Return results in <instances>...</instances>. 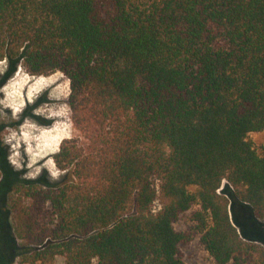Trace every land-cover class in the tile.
<instances>
[{
    "label": "trees",
    "instance_id": "1",
    "mask_svg": "<svg viewBox=\"0 0 264 264\" xmlns=\"http://www.w3.org/2000/svg\"><path fill=\"white\" fill-rule=\"evenodd\" d=\"M2 60L62 73L79 133L59 183L11 188L21 264H186L196 237L214 264H264L229 212L264 221V0H0Z\"/></svg>",
    "mask_w": 264,
    "mask_h": 264
},
{
    "label": "rangeland",
    "instance_id": "2",
    "mask_svg": "<svg viewBox=\"0 0 264 264\" xmlns=\"http://www.w3.org/2000/svg\"><path fill=\"white\" fill-rule=\"evenodd\" d=\"M9 69L7 61H0V150L5 154L8 168V171H2L0 178V264H21V256L33 248L23 245L14 235L8 212L11 188L28 182H38L42 186L59 183L64 172L56 169L52 156L61 141L75 138L79 133L68 107L69 81L62 73L31 76L18 65L5 77ZM248 140L257 153L264 155V132L251 133ZM228 190L223 182L220 192ZM230 204L232 222L241 224L243 230L253 234V239L264 246V239H260L264 238V221L255 218L247 205L233 200ZM157 208L158 204H155L153 209ZM187 216L189 214L179 220L176 229H187ZM182 253L186 264H214L197 237L182 247Z\"/></svg>",
    "mask_w": 264,
    "mask_h": 264
},
{
    "label": "bare ground",
    "instance_id": "3",
    "mask_svg": "<svg viewBox=\"0 0 264 264\" xmlns=\"http://www.w3.org/2000/svg\"><path fill=\"white\" fill-rule=\"evenodd\" d=\"M50 79H51V78H50ZM47 80H48V79H47ZM39 81H40V80H39ZM43 81H44V80H43ZM44 82H45V81H44ZM41 84H44V83L42 82ZM45 84H46V83H45ZM37 86H38V85H37ZM41 87H42V86H41ZM38 88H40V87L38 86ZM35 89H36V87H35ZM15 103H16V102H15ZM46 131H47V130H46ZM44 132H45V131H44ZM51 132H52V131H51ZM52 133H53V132H52ZM52 133H51V134H52ZM44 135H45V134H44ZM55 135H56V133H55ZM35 138H36V137H35ZM35 138H34V139H35ZM31 140H32V139H31ZM43 140H44V139H43ZM43 140H42V141H43ZM54 140H55V139H54ZM26 142H27V141H26ZM30 143H31V142H30ZM39 143H40V142H39ZM28 144H29V143H28ZM41 144H42V143H41ZM44 146H45V145H44ZM44 146H43V147H44ZM28 147H29V146H28ZM52 148H53V147H52ZM36 149H37V148H36ZM36 149H35V150H36ZM39 149H40V148H39ZM48 149H49V148H48ZM37 150H38V149H37ZM34 152H36V151H34ZM37 152H38V151H37ZM32 156H33V155H32ZM35 156H36V155H35Z\"/></svg>",
    "mask_w": 264,
    "mask_h": 264
}]
</instances>
